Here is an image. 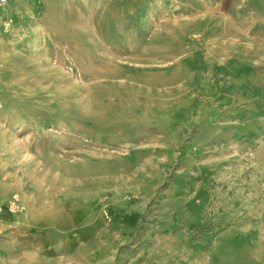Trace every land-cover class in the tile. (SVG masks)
Segmentation results:
<instances>
[{
	"label": "rangeland",
	"instance_id": "1",
	"mask_svg": "<svg viewBox=\"0 0 264 264\" xmlns=\"http://www.w3.org/2000/svg\"><path fill=\"white\" fill-rule=\"evenodd\" d=\"M0 29V264H264V0Z\"/></svg>",
	"mask_w": 264,
	"mask_h": 264
},
{
	"label": "crops",
	"instance_id": "2",
	"mask_svg": "<svg viewBox=\"0 0 264 264\" xmlns=\"http://www.w3.org/2000/svg\"><path fill=\"white\" fill-rule=\"evenodd\" d=\"M25 1L27 3H25ZM40 1L43 2V1H51V0H9V6L7 7L8 9L7 11L6 9L0 8V26L2 25V21L6 16H10V15L14 16L17 13H20V17L22 16L26 20L28 18V13L30 12V9H34L35 6L37 7V4ZM69 1H74V0H69ZM59 2H62V0H59ZM22 3L26 4L25 6H27V9H25V6H23ZM22 10H25V13H23L24 11ZM76 234L77 232L75 233V235Z\"/></svg>",
	"mask_w": 264,
	"mask_h": 264
},
{
	"label": "built area",
	"instance_id": "3",
	"mask_svg": "<svg viewBox=\"0 0 264 264\" xmlns=\"http://www.w3.org/2000/svg\"><path fill=\"white\" fill-rule=\"evenodd\" d=\"M6 2H7V0H0V7L3 6V5H5ZM12 23H13L12 19H7V20L5 21V23H4V26H5L6 28H10V27L12 26ZM11 208H12L13 210H15V208H16V203H15V202L12 203Z\"/></svg>",
	"mask_w": 264,
	"mask_h": 264
},
{
	"label": "bare ground",
	"instance_id": "4",
	"mask_svg": "<svg viewBox=\"0 0 264 264\" xmlns=\"http://www.w3.org/2000/svg\"><path fill=\"white\" fill-rule=\"evenodd\" d=\"M48 252V251H47Z\"/></svg>",
	"mask_w": 264,
	"mask_h": 264
}]
</instances>
